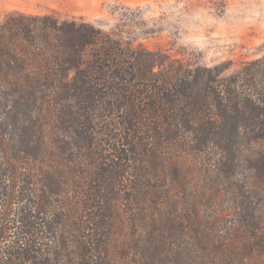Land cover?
Here are the masks:
<instances>
[{"label": "trees", "instance_id": "trees-1", "mask_svg": "<svg viewBox=\"0 0 264 264\" xmlns=\"http://www.w3.org/2000/svg\"><path fill=\"white\" fill-rule=\"evenodd\" d=\"M143 61L87 23L0 24V264H114L113 202L133 203L146 184L126 177L137 156L183 142L224 159L264 140V55L226 77L183 66L157 75ZM236 198L235 227H259L251 192ZM152 234L122 246L145 264H178ZM213 251L206 264H219Z\"/></svg>", "mask_w": 264, "mask_h": 264}, {"label": "rangeland", "instance_id": "rangeland-1", "mask_svg": "<svg viewBox=\"0 0 264 264\" xmlns=\"http://www.w3.org/2000/svg\"><path fill=\"white\" fill-rule=\"evenodd\" d=\"M21 15L90 24L141 54L157 75L183 66L220 68L226 77L264 55V0H0V24ZM236 150L223 159L211 146L161 143L137 156L126 177L139 175L135 180L148 185L134 187L133 203L113 202L112 262L145 264V254L122 241L154 231L166 242L165 257L178 264H206L204 254L215 249L219 264H264V140ZM244 190L254 208L248 219L259 225L245 231L235 227L242 220L236 197Z\"/></svg>", "mask_w": 264, "mask_h": 264}]
</instances>
